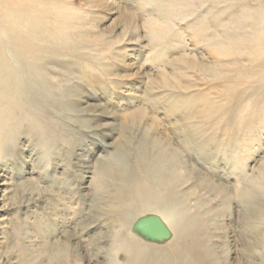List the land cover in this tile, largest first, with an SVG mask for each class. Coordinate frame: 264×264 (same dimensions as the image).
Segmentation results:
<instances>
[{
	"label": "rangeland",
	"instance_id": "1",
	"mask_svg": "<svg viewBox=\"0 0 264 264\" xmlns=\"http://www.w3.org/2000/svg\"><path fill=\"white\" fill-rule=\"evenodd\" d=\"M263 4L0 0V264H264ZM172 175L202 248L141 224Z\"/></svg>",
	"mask_w": 264,
	"mask_h": 264
},
{
	"label": "bare ground",
	"instance_id": "2",
	"mask_svg": "<svg viewBox=\"0 0 264 264\" xmlns=\"http://www.w3.org/2000/svg\"><path fill=\"white\" fill-rule=\"evenodd\" d=\"M258 12H261V13H258ZM258 12L254 13V15L250 16L251 20H257V19L264 20V4H263V6L260 7V10ZM229 31H231V30H229ZM255 32H257V33H255ZM253 33H255V34H253L254 37H250V39L254 42L249 47L250 48L249 49L250 50L249 61L251 62V64L253 66H255L256 63L262 62L260 65H262V71H263V65H264V23H261V27L257 28V31H254ZM258 34H260V35H258ZM258 42H261V43H258ZM5 62H6V59H5L4 54L0 53V77L6 71V68H8L7 65L5 64ZM119 158L121 159V163L125 164L127 162L126 154H124L122 152H121V154L119 153ZM156 161L161 162L162 160L157 159ZM160 176L162 177V175H160ZM142 180H143V177H137V178L131 179L130 187L135 192H138V186L136 185V183L142 182ZM167 185H168V190L161 191L158 194H155L157 197V200H159L157 203V206H155L156 215L148 216L145 219H142L141 224H142L143 228H145L146 224H148L149 227L151 228L152 224H154V223L158 224V223L164 222L163 224L166 227L170 228V230L178 229V228L180 230H185L187 238L192 239L194 241V243L196 244V246H198L199 248H202V246H203L202 240H201L202 237L199 234V232L196 231L197 229L196 230L194 229V228H196V225L192 224L190 222L189 218L183 216L181 211H180V205L182 204V198L177 197V195L174 194L175 179H174L173 175L171 176ZM121 189L123 190V188H121ZM100 204L102 205V203H100ZM112 211L115 212L116 210H112ZM260 211H262V210H260ZM134 231L138 232V233H142V232H140V230L136 226L134 228ZM202 250H201V253H197V255H196L190 248L180 249L179 253L177 254V257H178L177 261H174V257H172V254L165 251L156 260H150V262H144L145 259L143 260V258H141V257H143L142 256L143 252L140 250L134 256L135 258L134 257L132 258V260L130 261L129 264H179V262H180V264H213V260H212V258H210V254L207 253L206 251H204V250L202 251ZM53 251L54 252L52 253L53 254L52 259L55 260V259H57L58 255H60L59 254L60 249H58V247H56V248H54ZM175 260H176V258H175ZM175 262H177V263H175Z\"/></svg>",
	"mask_w": 264,
	"mask_h": 264
}]
</instances>
